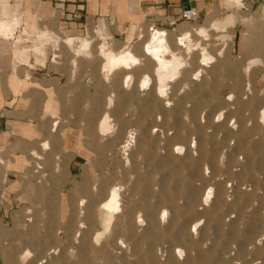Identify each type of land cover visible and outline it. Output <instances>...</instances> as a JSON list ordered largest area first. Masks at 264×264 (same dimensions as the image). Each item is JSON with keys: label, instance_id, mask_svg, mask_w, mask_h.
<instances>
[{"label": "rangeland", "instance_id": "374dc122", "mask_svg": "<svg viewBox=\"0 0 264 264\" xmlns=\"http://www.w3.org/2000/svg\"><path fill=\"white\" fill-rule=\"evenodd\" d=\"M231 5L166 30L175 46L181 29L214 24L192 35L189 56L177 47L162 93L142 53L157 27L62 28L52 8L20 6L16 15L31 13L26 30L51 36L16 27L2 53L13 71L43 67L49 81L31 98L33 137H9L0 152V264H264V7ZM235 11L238 24H224ZM80 39L88 47L77 56ZM101 45L129 47L136 62L108 73ZM203 47L209 60L199 63ZM77 154L85 160L73 165ZM111 190L117 210L105 225Z\"/></svg>", "mask_w": 264, "mask_h": 264}, {"label": "crops", "instance_id": "0c3cea01", "mask_svg": "<svg viewBox=\"0 0 264 264\" xmlns=\"http://www.w3.org/2000/svg\"><path fill=\"white\" fill-rule=\"evenodd\" d=\"M227 3H232L234 8L240 6L241 13H257L264 7V0H0V12H3L0 13V18L16 15L20 6L30 5L31 12L34 10L37 13L33 8L34 4L56 11L62 28L81 26L90 19H105L114 21L120 34H124L137 24L167 30L181 22L182 12L188 9L195 10L200 20L214 9L226 10ZM236 11L225 16L224 24H238L240 17ZM12 38L0 36V41ZM1 48L0 45V152L7 145L9 137L17 140H29L33 137L34 125L31 120L35 108H31L35 105L31 103V98L38 94L39 87L44 92L43 86L49 81L43 67L37 69L25 66L19 71H13L16 66L9 57L11 55L2 53ZM84 160L85 156L82 154L72 158L73 165H79ZM12 183L11 179L6 178L2 181V185L8 188Z\"/></svg>", "mask_w": 264, "mask_h": 264}, {"label": "bare ground", "instance_id": "6f19581e", "mask_svg": "<svg viewBox=\"0 0 264 264\" xmlns=\"http://www.w3.org/2000/svg\"><path fill=\"white\" fill-rule=\"evenodd\" d=\"M2 17L3 16H1L0 18V36H3L4 38L11 39L14 33V28L16 27L21 28V30L24 31L25 36L29 38H32L36 35L39 36V38L51 36L50 32L45 28L40 29L38 33H31L25 29L24 26H27L32 22L31 14L29 12H23L20 16L10 15L9 17ZM210 28H214L213 22H209L204 27L197 28V30L194 32L188 29H181V36H179L180 38H178V40L175 42V46L170 44L166 30H153V32L149 35L148 39L142 46V53L144 54V56L148 57L147 59L150 62L154 63L153 75L155 77L154 79L156 80V91L158 93H162L165 88V83L168 80L174 78L177 74L178 67L180 66V59L182 56L178 48L180 46H184V51H186V55L189 56L191 54L190 50L192 48V46L190 45V39L193 37L192 35L206 38L207 30ZM53 39L54 40L52 41L55 47L58 43V38L53 37ZM73 41V38H63L61 40L62 43L69 45V47L73 45ZM87 47L88 41L86 39H80L79 44L73 47L72 50L75 54H78L77 56H79V54L83 52ZM128 48H126V50L123 49L116 52L108 50L104 45H101L98 48L99 56L101 55L103 60V67L107 70L108 73L114 70H127L136 62L135 58H133V55L128 50ZM194 48L195 47H193V51ZM130 50L132 49L130 48ZM184 51L182 50L181 52ZM200 52L202 53V57L199 63H205L209 60V57L204 54L205 48H201ZM125 80L126 83L129 82L130 76H127ZM148 83L149 80L147 78H144L141 82V87L147 86ZM262 114L264 115V109L262 111ZM106 121L107 118L104 117L99 125V129L102 132L109 130L108 123ZM116 197V191L111 190L104 202H102L101 204V208L107 213V218L104 222L105 225L109 223L112 213L117 210Z\"/></svg>", "mask_w": 264, "mask_h": 264}, {"label": "built area", "instance_id": "2783aa9c", "mask_svg": "<svg viewBox=\"0 0 264 264\" xmlns=\"http://www.w3.org/2000/svg\"><path fill=\"white\" fill-rule=\"evenodd\" d=\"M75 18H78L77 14H74ZM181 21L188 22V23H196L199 21L198 13L193 9H188L181 14Z\"/></svg>", "mask_w": 264, "mask_h": 264}]
</instances>
